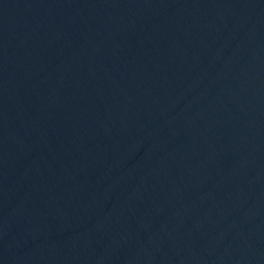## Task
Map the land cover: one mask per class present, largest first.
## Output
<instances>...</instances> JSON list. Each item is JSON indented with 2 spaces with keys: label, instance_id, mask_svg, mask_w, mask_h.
Segmentation results:
<instances>
[{
  "label": "water",
  "instance_id": "water-1",
  "mask_svg": "<svg viewBox=\"0 0 264 264\" xmlns=\"http://www.w3.org/2000/svg\"><path fill=\"white\" fill-rule=\"evenodd\" d=\"M0 264H264V0H0Z\"/></svg>",
  "mask_w": 264,
  "mask_h": 264
}]
</instances>
